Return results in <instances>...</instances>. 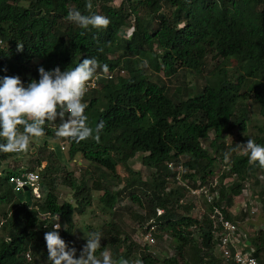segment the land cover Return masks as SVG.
<instances>
[{
  "label": "trees",
  "instance_id": "1",
  "mask_svg": "<svg viewBox=\"0 0 264 264\" xmlns=\"http://www.w3.org/2000/svg\"><path fill=\"white\" fill-rule=\"evenodd\" d=\"M87 2L0 0V82L6 76H19L27 87L32 80L38 82L39 67L51 71L58 66L65 71L84 58H96L100 66L96 74H104L103 65L113 74L112 79L99 78L98 88L82 101L88 105L89 127L104 122L99 143L92 138L80 143L57 138L60 121L45 127L44 136L67 144L69 159L78 154L88 162L90 188L85 175L77 181L69 174L64 183L70 196L59 202L53 178L57 170L47 164L40 197L27 191L28 199H20L8 177L21 167L0 170V264H47L44 234L52 227L45 217L56 213L61 215L60 236L69 248L77 249L78 258L81 249L73 238V217L85 214L84 207L91 204L90 190L100 193L102 210L110 214L126 196L137 205L143 213L132 217L141 223V232L153 227L156 245L169 241L175 250L168 264H233L220 257L207 213L213 204L222 208L227 220L240 224L246 212L230 210L235 198L261 185L264 214V179L259 178L263 169L238 152L248 139L264 146V0H122L117 8L110 6L112 0H91V12ZM69 10L103 15L110 20L109 27L81 29L68 21ZM129 28L130 35L121 36ZM17 43L24 45L23 52H17ZM209 58L234 60L236 65L229 71L219 65L199 92L184 89L170 95L164 84L146 73L150 69L170 79L183 69L200 75ZM246 100L253 102L260 116L251 134L247 133L248 110L239 105ZM234 132L240 142L228 144L226 139ZM14 154H0V167ZM137 154H142V166L153 170L149 180L129 166ZM40 162L31 160L22 170L36 171ZM217 162L227 170L215 175ZM121 171L127 174L124 179ZM178 174L192 189L217 190L218 199L209 204L204 193L191 196L184 186L173 187ZM108 184L122 185L114 190ZM198 199L204 209L199 220L192 216ZM157 210L162 214L157 215ZM100 231L102 248L97 257L107 249L113 260L159 263L147 246L127 235L120 238L115 222ZM247 238L255 249L253 256L264 264V230Z\"/></svg>",
  "mask_w": 264,
  "mask_h": 264
},
{
  "label": "clouds",
  "instance_id": "2",
  "mask_svg": "<svg viewBox=\"0 0 264 264\" xmlns=\"http://www.w3.org/2000/svg\"><path fill=\"white\" fill-rule=\"evenodd\" d=\"M85 7L91 12V0ZM67 19L85 30H106L110 24V20L103 15H83L78 10H69ZM80 35L83 36L84 32ZM23 50L24 45L17 43V52ZM98 67L96 58H84L75 68L65 71L58 66L51 71L39 67L38 82L32 80L27 87L19 76L3 77L0 82V154L26 152L33 139L44 136L45 127H55L57 121L61 122L55 131L57 138L75 143L92 138L99 143L104 122L97 124L95 129L89 127L85 115L88 105L82 102L93 77L99 75L101 78L109 72L108 66L103 65L104 74H96ZM242 147L249 163L258 162V166L264 169V146L248 139ZM60 229L58 216L52 230L44 234L47 264H116L107 249L100 253V258L97 257L102 248L100 232L84 233L86 243L77 258V249L68 247L60 236ZM122 264L129 262L124 260Z\"/></svg>",
  "mask_w": 264,
  "mask_h": 264
},
{
  "label": "rangeland",
  "instance_id": "3",
  "mask_svg": "<svg viewBox=\"0 0 264 264\" xmlns=\"http://www.w3.org/2000/svg\"><path fill=\"white\" fill-rule=\"evenodd\" d=\"M122 0H112L110 3V6L117 8L119 7ZM164 11V9H163ZM139 16V15H138ZM133 25V23H132ZM132 31V28L126 29L121 33L123 37H127L130 35V32ZM219 65H222L226 70H232L233 67L236 65V62L234 60L230 59H207L204 67L202 68V72L200 75H195L194 73L189 72L188 70H179L172 78L165 79L162 74H155L152 73L150 69L146 70L147 75L150 77V79L154 82H158L160 84H164L166 86V92L168 94H179L182 93L184 89L190 90V92H199V90L202 88L204 82L209 80L212 77L211 72L213 70H216L219 68ZM216 68V69H215ZM240 106H244L247 108L249 113V121L247 123L248 128V134L252 133V127L256 125V123H259L260 116L258 114L257 109L254 107V104L251 100H246L245 102H240ZM234 132L230 137L226 139V142L230 144L231 142H240L237 140V134ZM213 138V134H210L209 140ZM64 143L60 140H55L49 136H42L39 138H34L33 141L29 145V149L26 152L17 153L14 154L9 159V165L13 164L14 162L12 160H18L21 161L24 164L30 163L31 160L39 159L40 162V174L42 177V174H44L46 170L47 164H49L53 169L57 171H54V182H55V192L59 197V202H62L64 199H66L68 196H70V189L67 187V185L64 183V178H66L69 174H72V178L76 179L77 181H80L83 176L85 175V183L88 188L92 185V179L88 177L87 171L91 170L89 167L88 162L83 160L80 155H76L75 158L69 159V154L67 151V144L64 143V150H61V144ZM238 144V143H237ZM51 147V148H50ZM204 147L208 149V142L204 143ZM239 153H243V147L242 144H240V148L238 149ZM55 155L60 158V160H57L55 158ZM142 154H137L132 160L129 161V166L132 168V170L139 172L141 174V177L143 180H149V177L151 176L153 170L147 169L142 166L141 164ZM13 162V163H12ZM224 163L223 162H217L214 167L215 175L220 174L222 170H224ZM2 170L3 168H6V164L3 165V167H0ZM45 168V170H44ZM54 169V170H55ZM121 175H123L122 179L127 177V174L123 173L121 171ZM125 174V175H124ZM261 175H264V169L260 172ZM181 178V176H179ZM122 184H114L113 186L111 184H108L109 187L113 188L114 190L121 187ZM181 186V182L177 181L176 184L173 185V187ZM262 192V186H252L249 189H246L245 192H242V194L235 198V209L238 211L242 208V205L244 202L247 204L246 208V218L242 222H240V227L247 232L246 234H252L248 231V226H252L255 228L256 231L258 230H264V214L261 207L260 202V195ZM90 193L92 195L91 204L88 207H84V215L79 216L77 214L74 215L73 221H74V235L73 238L75 242L78 244L79 248L82 249L83 246L86 243V240L83 238L84 233H92V232H100L101 229H103L109 222L113 221L120 229L121 236L120 238H123L124 235L129 236L132 241L135 243L140 242L138 240V236L141 232V223L134 219L132 217L133 213H140L143 212L139 209L137 205H134L131 203L130 199L126 196L115 206V210L113 213H107L102 210V206L99 202V196L100 193L90 190ZM20 199H28L30 196L29 192H23L20 195ZM256 196V197H254ZM187 197V195H186ZM240 202L241 206L240 208L237 207L238 203ZM195 210L193 211L195 215H200L203 213L201 211L202 203L200 199L195 200ZM235 212V210H234ZM243 212V211H241ZM180 214H183V210L179 211ZM240 214V213H239ZM242 214H245L243 212ZM246 219V220H245ZM196 236V234H195ZM124 249V248H123ZM152 253H154L155 257H158L159 263L168 264L169 260L171 258H174L176 255L175 250L170 247L169 241H162L158 242V244L153 247L149 248ZM109 251V250H108ZM120 252V250H119ZM123 252V251H122ZM100 258V256L98 257ZM116 264H121L122 261L117 259L114 260ZM179 264H182L181 261H179Z\"/></svg>",
  "mask_w": 264,
  "mask_h": 264
},
{
  "label": "built area",
  "instance_id": "4",
  "mask_svg": "<svg viewBox=\"0 0 264 264\" xmlns=\"http://www.w3.org/2000/svg\"><path fill=\"white\" fill-rule=\"evenodd\" d=\"M102 77L106 79H112L113 74L107 73ZM99 75H95L93 79L87 85V91L85 94H88L92 90L98 88L99 84ZM61 144V150H64V143ZM169 167H172V163L169 164ZM225 168V167H224ZM181 171V168H178ZM227 170V168H225ZM41 168H38L36 171H27V170H18L15 174L10 175L8 177V184L11 185L15 194L19 195L24 191V188H27L28 191H31L32 195L35 198L40 197V182L43 179L40 174ZM179 174L177 175V180L179 179ZM260 179H264V175L259 176ZM181 185L187 189L186 194L191 196H200L201 193H204L207 201L211 204L213 201L218 199L217 190H213L211 193L203 187L200 186L196 189H192L187 181H180ZM213 187L216 186V182L213 183ZM244 190L243 192H245ZM212 205L211 210L207 213L209 220L212 223V240L216 243L217 249L219 251V255L225 263H233V264H251V261H255V264H260L259 261L253 256L255 249L248 242L247 234L240 227L239 223H234L230 220H227L223 214L222 208H217ZM240 202L238 206L240 208ZM247 204L244 202L242 208L237 211V213L243 211L246 212ZM195 210V208H194ZM193 210V211H194ZM231 210V209H230ZM201 211L204 213V209L201 208ZM234 211V210H233ZM236 211V209H235ZM162 214L161 210H157V215ZM59 216V223L61 224V215L56 213L52 216H47V220L49 221L50 226L53 228L54 223L56 222V218ZM192 216L201 219L202 215H195L192 212ZM192 232V229H190ZM154 228L145 229L144 232H141L138 236V244L142 247L147 246L148 248H153L156 245V239L154 236ZM154 254V253H153ZM25 258L27 261L31 260L30 253L25 254ZM140 261V260H137ZM134 264H136V262ZM141 264L142 261H140Z\"/></svg>",
  "mask_w": 264,
  "mask_h": 264
},
{
  "label": "crops",
  "instance_id": "5",
  "mask_svg": "<svg viewBox=\"0 0 264 264\" xmlns=\"http://www.w3.org/2000/svg\"><path fill=\"white\" fill-rule=\"evenodd\" d=\"M50 148H51V147H50ZM12 161H13L14 163L12 162L13 164H11V165H9V164H10V163H9L10 161H8V160H7L5 163H3V165L6 164V168H5V169H7V170H8V169H9V170H13V169H18V168H20V167L22 168V166H24V163H22L21 161H18V160H12ZM40 167H41V166H40ZM3 169H4V168H3ZM235 204H237V202L234 203V206L231 208V211H232V210H235ZM233 212H234V211H233ZM234 213L237 214V211H235ZM239 225H240V224H239ZM247 227L249 228V229H248V231H250L249 233L256 232V230H255L254 227H252V226H248V225H247ZM244 232H245V231H244ZM246 233H247V232H246Z\"/></svg>",
  "mask_w": 264,
  "mask_h": 264
},
{
  "label": "water",
  "instance_id": "6",
  "mask_svg": "<svg viewBox=\"0 0 264 264\" xmlns=\"http://www.w3.org/2000/svg\"><path fill=\"white\" fill-rule=\"evenodd\" d=\"M24 191H25V192H27V191H28V189H27V188H24Z\"/></svg>",
  "mask_w": 264,
  "mask_h": 264
}]
</instances>
